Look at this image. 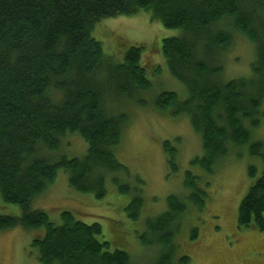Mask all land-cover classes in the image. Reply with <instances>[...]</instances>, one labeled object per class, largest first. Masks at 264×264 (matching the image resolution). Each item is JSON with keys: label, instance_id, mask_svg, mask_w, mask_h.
<instances>
[{"label": "trees", "instance_id": "16d2710c", "mask_svg": "<svg viewBox=\"0 0 264 264\" xmlns=\"http://www.w3.org/2000/svg\"><path fill=\"white\" fill-rule=\"evenodd\" d=\"M142 11L184 31L163 39L161 51L187 97L165 91L156 105L173 116L189 117L203 145V155L191 163L213 172L233 148L245 145L264 159V142H252V130L264 116V0H0V195L21 209L20 216L0 214V231L44 229L33 243L43 264L131 262L126 251H111L110 243L101 239L100 223L87 224L71 211H63L56 223L33 204L63 168L71 186L99 198L107 194L111 175L122 193L132 194L125 208L128 216L140 217L142 189L123 180L131 171L115 153L128 115L114 107L112 98H134L150 89L147 70L156 66L142 62L149 50L145 43L116 36V47L124 40L126 50L114 54L124 56L115 62L92 33L101 20ZM235 33L250 41L255 58L249 75L227 79L226 55ZM70 133L88 142L86 155L50 160L43 151L60 148ZM178 146L163 143L170 173L180 169ZM249 175L256 177L255 166H249ZM184 185L188 199L203 209L208 193L200 177L188 170ZM188 208L185 199L170 195L166 211L146 221L140 238L158 249L154 264H174L176 236ZM238 224L264 231V173L242 200ZM189 261V256L181 258Z\"/></svg>", "mask_w": 264, "mask_h": 264}, {"label": "rangeland", "instance_id": "374dc122", "mask_svg": "<svg viewBox=\"0 0 264 264\" xmlns=\"http://www.w3.org/2000/svg\"><path fill=\"white\" fill-rule=\"evenodd\" d=\"M183 32L180 28L164 26L153 19L151 13L142 11L133 16L101 20L92 33L102 43L105 55L111 58L126 50L122 45L124 40L116 47V36L133 43H145L149 50L143 53L142 62L151 68L156 66L147 70L152 84L150 89L137 92L134 98H112L114 107L128 115L121 144L115 153L131 171V176L122 175L123 180L142 189L144 206L140 217L128 216L125 208L132 194L122 193L112 182L111 175L107 179V194L99 198L93 192H82L71 186L69 173L63 168L58 171L53 186L35 200L33 207L46 211L56 223L61 222L63 211H71L87 224L100 223L101 239L110 243L111 251H126L131 258L130 264H154L158 249L145 246L140 236L146 230V221L166 211L168 197L177 195L187 201L189 208L180 220L174 264H264V231L240 228L238 224L242 200L264 173L263 157L251 154L250 145H245L233 148L213 172L194 165L192 160L203 155V145L189 117L173 116L169 110L156 105L157 96L165 91L177 92L181 99L187 97L183 83L170 74L161 51L163 39L179 37ZM234 35L235 41L226 55L227 79L249 75L255 58L250 41L238 33ZM155 48L160 51L153 50ZM123 58L115 56L113 60L121 62ZM178 138L180 143L176 142ZM167 140L179 145L180 169L176 173H170L167 165L163 149ZM254 141L264 142V116L260 127L252 130ZM87 150L88 142L79 133H70L60 148L43 153L50 160H57L63 155L82 158ZM251 165L257 168L256 177L249 175ZM188 170L200 177V185L208 193L203 209L188 199L189 191L184 185ZM0 214L20 216L21 209L17 204L4 201L0 195ZM195 230L196 237L193 236ZM42 235L44 229L28 230L22 226L0 231V264H43L33 245ZM183 256H189L190 261L181 262Z\"/></svg>", "mask_w": 264, "mask_h": 264}]
</instances>
